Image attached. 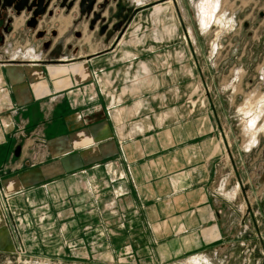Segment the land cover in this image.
<instances>
[{"label": "crops", "instance_id": "0c3cea01", "mask_svg": "<svg viewBox=\"0 0 264 264\" xmlns=\"http://www.w3.org/2000/svg\"><path fill=\"white\" fill-rule=\"evenodd\" d=\"M103 3L80 22L79 1L45 15L39 27L57 35L42 60L0 55V264L19 249L171 264L217 251L225 236L213 188L226 143L203 41L180 0ZM28 16L13 17L4 42L39 48Z\"/></svg>", "mask_w": 264, "mask_h": 264}, {"label": "rangeland", "instance_id": "374dc122", "mask_svg": "<svg viewBox=\"0 0 264 264\" xmlns=\"http://www.w3.org/2000/svg\"><path fill=\"white\" fill-rule=\"evenodd\" d=\"M198 2L179 4L192 40L197 46L203 41L200 64L214 75L218 91L215 114L226 153L213 190L224 202L225 236L217 251L171 264H264V0H218L205 30L199 26ZM42 28L51 32L44 24L37 30ZM31 34L40 51L46 39L37 40L36 30ZM71 34L74 43L77 36ZM4 43L0 41V55L6 59ZM10 264L75 263L24 255Z\"/></svg>", "mask_w": 264, "mask_h": 264}, {"label": "water", "instance_id": "95a60500", "mask_svg": "<svg viewBox=\"0 0 264 264\" xmlns=\"http://www.w3.org/2000/svg\"><path fill=\"white\" fill-rule=\"evenodd\" d=\"M77 1H79L80 22L84 17L87 18L89 16L98 0H0V41L4 42V34L9 32L13 17H19L22 13L29 15L26 20V26L33 31L36 30V39H47V30H37L41 19L45 15L52 16L56 8H66L67 13H69L75 7ZM108 2L109 0H105V3L100 4V7H106ZM52 3L54 4L49 9ZM99 18L100 15H96L92 22L95 23ZM49 34L50 39L43 41L40 48L43 54L49 50L53 41L52 38L57 35V32L52 30ZM80 35V32H76L77 37ZM50 61L54 62L55 60L51 59Z\"/></svg>", "mask_w": 264, "mask_h": 264}, {"label": "built area", "instance_id": "2783aa9c", "mask_svg": "<svg viewBox=\"0 0 264 264\" xmlns=\"http://www.w3.org/2000/svg\"><path fill=\"white\" fill-rule=\"evenodd\" d=\"M4 52L8 55L7 61L15 62V61H27V62H35L42 60V56L44 55L38 49L34 47H25V46H17L13 42L5 43ZM25 253L19 249L18 258L21 259L24 257Z\"/></svg>", "mask_w": 264, "mask_h": 264}, {"label": "bare ground", "instance_id": "6f19581e", "mask_svg": "<svg viewBox=\"0 0 264 264\" xmlns=\"http://www.w3.org/2000/svg\"><path fill=\"white\" fill-rule=\"evenodd\" d=\"M139 3H141V0H139ZM138 3V4H139ZM218 5V0H200L198 2V20H199V26L202 30H205L210 25L211 17L216 10Z\"/></svg>", "mask_w": 264, "mask_h": 264}, {"label": "flooded vegetation", "instance_id": "af4514ba", "mask_svg": "<svg viewBox=\"0 0 264 264\" xmlns=\"http://www.w3.org/2000/svg\"><path fill=\"white\" fill-rule=\"evenodd\" d=\"M43 29V28H42ZM43 30H47L46 28H44ZM51 31V30H50ZM76 32H78V31H76ZM49 33H48V30H47V39L46 40H49L50 39V37H49ZM52 40H53V38H52Z\"/></svg>", "mask_w": 264, "mask_h": 264}]
</instances>
